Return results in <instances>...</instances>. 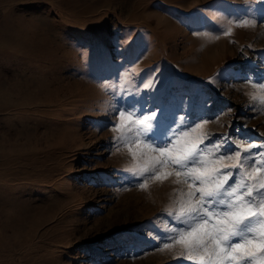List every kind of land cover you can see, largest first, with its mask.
<instances>
[{
	"label": "rangeland",
	"instance_id": "rangeland-1",
	"mask_svg": "<svg viewBox=\"0 0 264 264\" xmlns=\"http://www.w3.org/2000/svg\"><path fill=\"white\" fill-rule=\"evenodd\" d=\"M261 7L0 0V52L11 57L0 71V264H192L179 244L152 251L154 237L180 226L169 211L182 199L175 190L187 186L175 177L133 186L125 170L151 161L116 151L113 113L129 104L178 123L206 118L187 139L210 133L209 145L224 134L241 148L264 141V109L246 95L259 90L244 86L264 71V27L222 34ZM152 77L155 88L146 86ZM128 124L122 118L121 130Z\"/></svg>",
	"mask_w": 264,
	"mask_h": 264
},
{
	"label": "snow or ice",
	"instance_id": "snow-or-ice-1",
	"mask_svg": "<svg viewBox=\"0 0 264 264\" xmlns=\"http://www.w3.org/2000/svg\"><path fill=\"white\" fill-rule=\"evenodd\" d=\"M255 3L262 6L256 9L260 13L258 18L232 21L222 34L231 35L232 25L255 28L259 23L264 27V0ZM212 38L218 40L220 35ZM7 59L11 57L0 52V71ZM151 79L153 82L146 86L155 88L158 78ZM244 86L264 92V71L257 80L246 77ZM259 92L246 95L264 109V95ZM124 117L130 121L126 131L121 130ZM207 123L208 119L201 118L188 124L184 117L178 123L175 115L165 117L163 110L159 116L155 109L151 115L138 114L135 106L129 104H118L113 113L112 130L119 133L113 137L116 151L127 148L134 162L138 158L151 161L141 168L125 170L132 174L133 186L146 190L150 182L163 183L175 177L173 184L188 188L186 193L175 190L182 199L175 212L169 211L180 226L172 227L163 237H154L157 247L152 251H172L179 244L183 249L179 256L192 264H264V141H249L247 147L241 148V141H232L227 134L211 145L205 143L212 139L210 133L187 139L190 132ZM242 152L247 153L243 159ZM169 168L171 171L166 170Z\"/></svg>",
	"mask_w": 264,
	"mask_h": 264
}]
</instances>
